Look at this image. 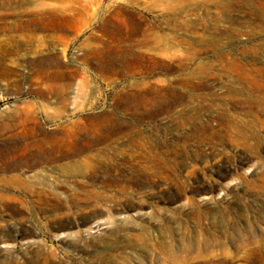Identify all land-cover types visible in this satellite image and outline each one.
Here are the masks:
<instances>
[{"label": "rangeland", "instance_id": "1", "mask_svg": "<svg viewBox=\"0 0 264 264\" xmlns=\"http://www.w3.org/2000/svg\"><path fill=\"white\" fill-rule=\"evenodd\" d=\"M127 3L0 0V122L31 105L34 139L67 137L95 157L81 176L46 168L70 228L3 223L14 253L1 244L0 264H34L29 241L63 264H264V0H194L186 15L142 3L136 20L167 45L136 36L110 54L105 32ZM19 142L0 135V149Z\"/></svg>", "mask_w": 264, "mask_h": 264}, {"label": "bare ground", "instance_id": "2", "mask_svg": "<svg viewBox=\"0 0 264 264\" xmlns=\"http://www.w3.org/2000/svg\"><path fill=\"white\" fill-rule=\"evenodd\" d=\"M127 2V4H119L116 10L115 16L118 18L119 23L115 24L113 29L106 30L105 32L106 39L108 40L107 43L115 44L113 47L108 49V53L110 54L117 51L115 48H119L118 44H121L126 39L136 36H143L141 40H138V43L141 45L142 43L145 44L149 41H155L156 44L162 41L164 43L163 46L167 45V37L157 35L155 32H150L149 36L151 37L148 38L146 35V32L148 31L144 30L141 22L137 21L135 18L138 17L137 13L134 11L135 6L142 3H147V9H157L164 7L173 13L186 15L189 12L190 6L194 3V0H127ZM89 15L93 16L91 13H89ZM184 22L185 23L182 22L183 24L176 25L178 30H184L185 28L195 30L197 28V25L191 21ZM109 23L112 22L109 21ZM199 24L201 23L199 22ZM28 25L29 24H19L15 25L14 28L15 31H25L28 28ZM196 33L197 32L193 31L191 34L195 35ZM203 34L204 33L199 34V42H211L215 43V45L219 43V38L210 37V35V38H207L208 36L205 38V34ZM96 41L100 44L105 42L102 37L96 38ZM134 41L136 42L135 39L133 42ZM166 48L168 47L160 48L158 50H166ZM6 61L7 57L2 54V56H0V69L2 67L4 68V66H7ZM15 61L12 64L18 65ZM237 64H239V62ZM252 65L253 64H251V66ZM60 76L61 74L57 73L49 76L48 79H58ZM244 76L247 77L248 81H250L252 84H254L257 78V75L254 76L249 74L248 71ZM260 76H262L261 79L264 80V74H260ZM253 79L255 80L254 82ZM50 87L55 88L54 85H51ZM255 100L260 104L261 111L264 112V96H259ZM40 122L41 121L37 113L31 108V105H27L21 110V112H16L14 116H10L5 121L0 122V135L11 134V137L20 139V142L16 143L14 146L0 149V245L2 244L7 247L4 251V254L7 255V257L12 255L14 252L13 248H9V241L11 240V237L4 232L2 224L16 219V217H18L20 221H30L33 224L39 226L43 234H47L48 226L53 227L58 231H64L67 228H70L69 226L72 222L68 217L69 214L65 212L63 213V210L66 209V203L68 202L63 200L60 194L53 192L47 185L49 173L46 171V168L51 167L52 170H61L70 172L72 175L81 176L85 173V168L90 167V165L95 162L94 155L88 151H82L80 145L73 139L58 136L53 137L51 135L43 134L42 132V138L34 139L35 135L40 132ZM72 135L74 136L73 133ZM72 135L70 133V136L68 137H73ZM18 145L23 147V149H17ZM79 157H84L82 162L76 161ZM25 167L29 169L31 168L33 171L30 172L26 170ZM56 183H59V181H56ZM34 204L50 207L48 213H51V215L47 217L48 220L46 222L42 219L40 220L37 213L33 209ZM70 238L73 243L77 241L73 236H70L68 239ZM29 243L32 244V248L28 247L27 249L31 250L32 252L31 256H33L32 260L34 264H63L61 262L62 260L59 259V252L57 253L55 248H46L47 246L45 247L36 241H29ZM124 261L125 263L123 262L122 264L127 263L125 259Z\"/></svg>", "mask_w": 264, "mask_h": 264}]
</instances>
